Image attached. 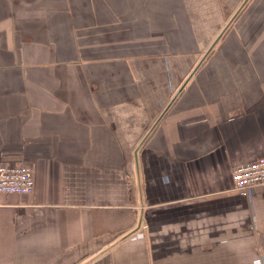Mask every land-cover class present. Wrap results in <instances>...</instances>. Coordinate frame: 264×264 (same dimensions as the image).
Wrapping results in <instances>:
<instances>
[{
	"label": "crops",
	"instance_id": "0c3cea01",
	"mask_svg": "<svg viewBox=\"0 0 264 264\" xmlns=\"http://www.w3.org/2000/svg\"><path fill=\"white\" fill-rule=\"evenodd\" d=\"M0 0V264H264V0ZM141 205V206H140ZM140 212L142 214H140ZM142 225L135 229L139 216Z\"/></svg>",
	"mask_w": 264,
	"mask_h": 264
},
{
	"label": "built area",
	"instance_id": "2783aa9c",
	"mask_svg": "<svg viewBox=\"0 0 264 264\" xmlns=\"http://www.w3.org/2000/svg\"><path fill=\"white\" fill-rule=\"evenodd\" d=\"M231 191L248 196L258 186L264 185V158L236 165L231 174ZM31 171L22 164L0 165V194L25 196L33 192Z\"/></svg>",
	"mask_w": 264,
	"mask_h": 264
},
{
	"label": "water",
	"instance_id": "95a60500",
	"mask_svg": "<svg viewBox=\"0 0 264 264\" xmlns=\"http://www.w3.org/2000/svg\"><path fill=\"white\" fill-rule=\"evenodd\" d=\"M250 0H242L238 7L233 11V13L230 15V17L227 19V22L225 23L224 27L221 29V31L218 33V35L216 36V38L213 40V42L210 44V46L207 48L206 52L203 54L202 58L200 59V61L197 63V65L191 70V72L188 74V76L186 77V79L184 80V82L182 83V85L180 86V88L178 89V91L175 93L174 97L171 99V101L169 102V104L165 107V109L163 110V112L158 116V118L156 119V121L154 122L153 126L150 128V130L146 133V135L140 139L139 143L137 144L136 148L134 149L133 152V159H134V167H135V174H136V179H137V187L140 193V179H139V166H138V151L141 149V147L143 146V144L145 143V141L147 140V137L149 136V134L152 132L153 128L155 127V125L159 122V120L161 119V117L163 116V114L168 110V108L170 107V105L172 104V102L175 100V98L178 96V94L181 92V90L183 89V87L186 85V83L190 80V78L193 76V74L196 72V70L198 69V67L201 65V63L204 61V59L211 53L212 49L216 46V44L221 40V38L225 35V33L227 32V30L230 28V26L234 23V21L239 17V15L242 13V11L245 9V7L247 6V4L249 3ZM141 206V205H140ZM140 214H142L140 212ZM142 225V215L139 216L137 225L135 227V229H133L130 233L126 234L124 236L128 237L129 235L135 233L136 231H138L140 229Z\"/></svg>",
	"mask_w": 264,
	"mask_h": 264
}]
</instances>
